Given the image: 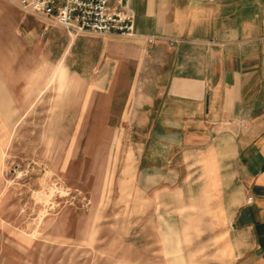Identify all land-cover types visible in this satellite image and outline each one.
Returning a JSON list of instances; mask_svg holds the SVG:
<instances>
[{"label": "crops", "instance_id": "obj_1", "mask_svg": "<svg viewBox=\"0 0 264 264\" xmlns=\"http://www.w3.org/2000/svg\"><path fill=\"white\" fill-rule=\"evenodd\" d=\"M9 4L18 48L55 51L90 101L133 117L136 215L168 231L166 264H264V0H130L131 36Z\"/></svg>", "mask_w": 264, "mask_h": 264}, {"label": "rangeland", "instance_id": "obj_2", "mask_svg": "<svg viewBox=\"0 0 264 264\" xmlns=\"http://www.w3.org/2000/svg\"><path fill=\"white\" fill-rule=\"evenodd\" d=\"M14 9L0 0V264L178 261L136 215L133 117L90 101L55 51L18 48Z\"/></svg>", "mask_w": 264, "mask_h": 264}, {"label": "built area", "instance_id": "obj_3", "mask_svg": "<svg viewBox=\"0 0 264 264\" xmlns=\"http://www.w3.org/2000/svg\"><path fill=\"white\" fill-rule=\"evenodd\" d=\"M19 10L74 33L94 35L134 33L130 0H7ZM153 42V38H148ZM250 199V198H249Z\"/></svg>", "mask_w": 264, "mask_h": 264}]
</instances>
